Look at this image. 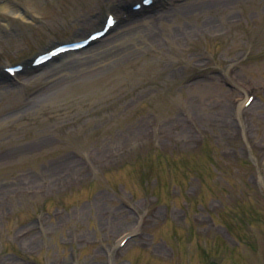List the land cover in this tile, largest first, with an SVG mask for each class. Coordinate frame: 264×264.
<instances>
[{
    "label": "rangeland",
    "instance_id": "rangeland-1",
    "mask_svg": "<svg viewBox=\"0 0 264 264\" xmlns=\"http://www.w3.org/2000/svg\"><path fill=\"white\" fill-rule=\"evenodd\" d=\"M134 1H0V63ZM0 264H264V0H170L0 75Z\"/></svg>",
    "mask_w": 264,
    "mask_h": 264
},
{
    "label": "bare ground",
    "instance_id": "bare-ground-1",
    "mask_svg": "<svg viewBox=\"0 0 264 264\" xmlns=\"http://www.w3.org/2000/svg\"><path fill=\"white\" fill-rule=\"evenodd\" d=\"M100 39H102V38H100ZM97 40H99V39H97ZM91 46H92V45H91ZM86 47H87V46H86ZM84 48H85V47H84ZM88 48H89V47H88ZM83 50H85V49H83ZM252 103H253V102H252ZM252 103H251V104H252ZM251 104H250V105H251ZM241 105H242V103H240V104L238 105V109H237V112H238L239 114L243 112V111H241V109H242V108H241ZM248 108H249V106H248Z\"/></svg>",
    "mask_w": 264,
    "mask_h": 264
}]
</instances>
